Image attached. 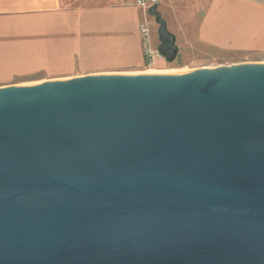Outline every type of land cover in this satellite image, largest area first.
Returning <instances> with one entry per match:
<instances>
[{"label":"water","instance_id":"water-1","mask_svg":"<svg viewBox=\"0 0 264 264\" xmlns=\"http://www.w3.org/2000/svg\"><path fill=\"white\" fill-rule=\"evenodd\" d=\"M0 264H264V63L0 87Z\"/></svg>","mask_w":264,"mask_h":264},{"label":"rangeland","instance_id":"rangeland-1","mask_svg":"<svg viewBox=\"0 0 264 264\" xmlns=\"http://www.w3.org/2000/svg\"><path fill=\"white\" fill-rule=\"evenodd\" d=\"M220 2L227 7L221 8L225 3ZM49 4V10L26 8L18 22L0 24V87L85 75H156L264 63V0H156L157 13L175 36L178 55L170 64L153 65L146 62L139 26L148 23V45L157 49L155 16L135 8L122 10L114 0ZM59 17L63 23L55 19ZM68 27L79 29L71 33Z\"/></svg>","mask_w":264,"mask_h":264},{"label":"crops","instance_id":"crops-1","mask_svg":"<svg viewBox=\"0 0 264 264\" xmlns=\"http://www.w3.org/2000/svg\"><path fill=\"white\" fill-rule=\"evenodd\" d=\"M23 1H26V0H0V24H2V23L3 24H9V23H13V22H18L19 18H20V14H22L21 12H24V11L26 12V10H27L26 8H28V9L31 8V10L32 9H34V10H44V9L49 10L51 7V5L49 4L50 0H32L31 6L21 4V2H23ZM28 1H31V0H28ZM220 3H225V2H220ZM119 7L122 10H126V9L135 10L134 8H124L121 6H119ZM220 7L226 8L227 5L225 3V4L220 5ZM119 11L120 10L116 9L113 11V13L115 15H117L119 13ZM49 19H51V18H49ZM55 19H58V21L63 23L64 17H59V18H55ZM68 29H70L71 33H75L78 31L79 28H76L75 30H71V28L68 27L67 30ZM139 46H140V44H139Z\"/></svg>","mask_w":264,"mask_h":264},{"label":"built area","instance_id":"built-area-1","mask_svg":"<svg viewBox=\"0 0 264 264\" xmlns=\"http://www.w3.org/2000/svg\"><path fill=\"white\" fill-rule=\"evenodd\" d=\"M119 6L124 8H135L142 10L144 13L148 12L150 7L156 4V0H114ZM139 34L141 36V40L143 41L144 47V56L146 58V62L151 65L155 64V62H164V58L158 53L157 49H152L150 45H148V40L150 36V30L148 23L144 21L139 26Z\"/></svg>","mask_w":264,"mask_h":264}]
</instances>
